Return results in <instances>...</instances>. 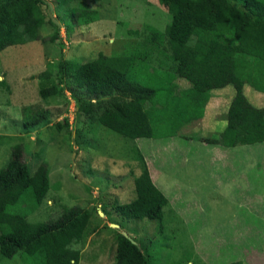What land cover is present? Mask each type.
Here are the masks:
<instances>
[{
    "label": "rangeland",
    "instance_id": "1",
    "mask_svg": "<svg viewBox=\"0 0 264 264\" xmlns=\"http://www.w3.org/2000/svg\"><path fill=\"white\" fill-rule=\"evenodd\" d=\"M242 11L238 0H228ZM47 0L45 23L36 40L10 46L0 53V169L14 145H22L35 188L44 187L39 207L17 229L22 234L38 222L58 219L63 209L91 214L81 238L63 247V264H114L116 234L131 239L147 264H264V143L223 148L208 143L226 126L225 113L234 90L213 91L203 118L174 136L152 123L148 135L141 112H131L134 137L100 125L95 116L78 111L62 77V95L43 99L39 75L52 62L51 79L59 81V65L83 64L105 56H126L162 71L175 73L186 46L171 42L165 27L171 15L158 0H67L60 7ZM84 4L98 12L87 26L68 33L69 7ZM59 26L60 38H48ZM257 62V59H252ZM56 83V82H55ZM178 88L188 83L176 79ZM244 95L264 109V92L244 87ZM44 111L48 119L26 129L23 122ZM134 149L142 154L152 183L167 198L162 222L124 219L117 205L136 197L134 178L140 174ZM47 246L35 245L0 264H40ZM70 252V254H65Z\"/></svg>",
    "mask_w": 264,
    "mask_h": 264
},
{
    "label": "trees",
    "instance_id": "2",
    "mask_svg": "<svg viewBox=\"0 0 264 264\" xmlns=\"http://www.w3.org/2000/svg\"><path fill=\"white\" fill-rule=\"evenodd\" d=\"M57 1L60 7L67 4V0ZM238 1L247 12L228 0H158L171 15L165 35L171 42L186 46L175 73L152 68L132 57L99 53L83 64L59 65L56 83L51 79L53 64L48 62L39 75L43 79L40 96L46 99L62 95L64 89L59 85L66 77L78 111L95 116L100 125L132 138L136 129H130V113L141 112L140 120L147 123L149 137L156 138L152 123L168 130L161 137L174 136L184 126L203 118L213 91L232 86L234 96L225 113L226 126L219 138L208 143L223 148L264 143V109L254 107L244 95L245 86L264 92V0ZM48 7L47 0H0V53L10 46L36 40ZM68 10V33L72 26H87L98 19V12L84 4ZM59 34V26L55 25L48 40L54 42ZM176 79L188 86L178 88ZM0 87L8 88L4 81H0ZM47 119L48 112L44 111L24 121L23 126L33 129ZM24 149L14 145L10 160L0 169V255L11 259L20 251L42 245L51 254L43 247L37 249L33 256L41 254L40 264H63V247L72 237L81 238L91 214L65 207L58 219L35 223L18 234L17 229L39 207L45 191L44 187H34ZM134 154L140 166V174L134 178L136 197L117 205L115 210L124 219L161 223L168 200L152 183L140 151L134 149ZM115 237L114 264H147L141 249L129 237L121 233Z\"/></svg>",
    "mask_w": 264,
    "mask_h": 264
}]
</instances>
